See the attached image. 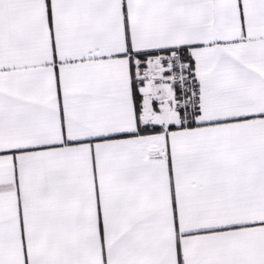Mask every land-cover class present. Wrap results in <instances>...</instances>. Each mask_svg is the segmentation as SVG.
Here are the masks:
<instances>
[{"label":"snow or ice","instance_id":"1","mask_svg":"<svg viewBox=\"0 0 264 264\" xmlns=\"http://www.w3.org/2000/svg\"><path fill=\"white\" fill-rule=\"evenodd\" d=\"M0 264H264V0H0Z\"/></svg>","mask_w":264,"mask_h":264}]
</instances>
